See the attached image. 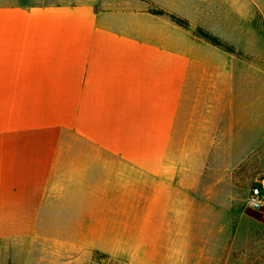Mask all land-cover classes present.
Masks as SVG:
<instances>
[{
    "label": "crops",
    "instance_id": "obj_1",
    "mask_svg": "<svg viewBox=\"0 0 264 264\" xmlns=\"http://www.w3.org/2000/svg\"><path fill=\"white\" fill-rule=\"evenodd\" d=\"M262 146L264 0H0V264L183 253Z\"/></svg>",
    "mask_w": 264,
    "mask_h": 264
},
{
    "label": "rangeland",
    "instance_id": "obj_2",
    "mask_svg": "<svg viewBox=\"0 0 264 264\" xmlns=\"http://www.w3.org/2000/svg\"><path fill=\"white\" fill-rule=\"evenodd\" d=\"M263 176L264 146L234 171L232 206L216 207L215 221L206 226L209 231L202 232L201 237H186L183 253L168 255L170 260L162 255L158 264H264V209L245 208L250 187ZM100 258L98 253L87 258L83 255L73 264H124L114 257H110L112 261Z\"/></svg>",
    "mask_w": 264,
    "mask_h": 264
},
{
    "label": "trees",
    "instance_id": "obj_3",
    "mask_svg": "<svg viewBox=\"0 0 264 264\" xmlns=\"http://www.w3.org/2000/svg\"><path fill=\"white\" fill-rule=\"evenodd\" d=\"M151 12L156 14V15H164L166 14L163 10L161 9H157V8H153L151 9ZM170 18L175 22L177 23L178 25L182 26V27H187L188 26V23L187 21L177 17V16H174V15H170ZM197 34L205 39L206 41L210 42L211 44L213 45H216V46H219L223 49H225L226 51H229V52H235L234 48L227 45L226 43L222 42L220 39H218L217 37H215L214 35L208 33L207 31L199 28L197 29ZM98 255L101 257L100 259H110V257L108 255H105V254H100L98 253ZM112 261V259H110ZM96 264H100V261H96L95 262ZM119 264V263H117Z\"/></svg>",
    "mask_w": 264,
    "mask_h": 264
},
{
    "label": "built area",
    "instance_id": "obj_4",
    "mask_svg": "<svg viewBox=\"0 0 264 264\" xmlns=\"http://www.w3.org/2000/svg\"><path fill=\"white\" fill-rule=\"evenodd\" d=\"M245 208L251 211L264 209V176L257 179L250 187L245 199Z\"/></svg>",
    "mask_w": 264,
    "mask_h": 264
}]
</instances>
